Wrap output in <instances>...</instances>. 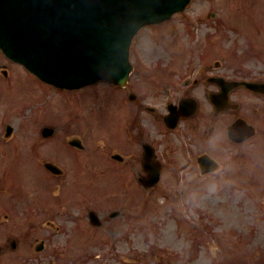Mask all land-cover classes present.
Returning a JSON list of instances; mask_svg holds the SVG:
<instances>
[{"label": "rangeland", "instance_id": "obj_1", "mask_svg": "<svg viewBox=\"0 0 264 264\" xmlns=\"http://www.w3.org/2000/svg\"><path fill=\"white\" fill-rule=\"evenodd\" d=\"M211 13L213 17L208 15ZM224 20L240 33L242 41L246 38L264 40V0H195L184 15L175 17L165 26L161 24L164 27L143 30L134 41V56L139 50L151 60L147 48L155 54L186 55L188 50L200 46L213 48L210 49L212 55H233L234 52L220 51L221 45L229 42L228 37H223ZM194 24H197L195 34L187 35V29ZM250 26L254 28L252 32ZM208 36L212 38V45L208 44ZM203 53L204 50L199 49L194 54ZM206 55H209L208 50ZM4 60L0 55V81L5 82L0 84V200L6 199L17 207L14 213L0 204V218L4 219L7 213L11 217L9 222L0 223V245H8L15 238L26 251L1 256L0 264H264V204H261L264 199L260 196L264 185L249 189L248 172L246 178L239 181L232 179V171L223 176L193 175L185 204L178 200L177 184L164 181L167 177L163 178L162 187L150 194L140 189L124 191L118 178L99 174L94 167H105L91 159L107 142L105 136L95 132L91 135L89 131L97 116L112 115L107 99L112 89L99 85L74 95L63 92L57 93L62 94L58 97L50 91L45 94L33 85L32 77L22 70L20 74L17 67ZM207 60L230 61V58L209 55ZM5 64L9 65L10 77L3 80ZM201 64L198 59L187 65L194 69ZM226 68L232 69L230 65ZM175 70H179V65L172 62L161 74L167 77ZM133 81L137 85L142 82L139 75H135ZM38 94L43 96L36 100ZM116 94L121 101V92H113V96ZM130 112L131 109L127 110L122 118L129 119ZM6 124L12 127V133L5 139ZM77 124L81 127L76 128ZM110 125L115 126L116 122L110 120ZM44 126L54 129V134L46 139L41 136ZM59 137L65 141L80 139L83 145L88 144L84 157L79 160L78 190L69 182L76 172L77 160L74 163L70 156L60 158L65 153V141ZM212 144L213 141L209 143ZM45 162L62 166L66 180H54L45 170ZM107 164L112 166L108 161ZM250 167L245 163L240 165L241 170ZM232 183L239 189L234 192L228 189ZM250 191L255 193V199L262 198L260 204H253L248 198ZM63 198L68 200L64 203ZM76 202L81 209L86 206L98 212L105 227L90 230L81 212L80 235L71 244L69 235L63 236L62 232L66 229L74 232L72 221L75 218L71 211L72 203ZM111 212L119 215L111 219ZM77 220L78 216L75 222ZM49 222L53 229L39 228L41 223ZM57 225L62 228L59 234H56ZM43 237L49 239L50 247L42 255L32 257L28 247L36 246V240Z\"/></svg>", "mask_w": 264, "mask_h": 264}, {"label": "water", "instance_id": "obj_2", "mask_svg": "<svg viewBox=\"0 0 264 264\" xmlns=\"http://www.w3.org/2000/svg\"><path fill=\"white\" fill-rule=\"evenodd\" d=\"M189 1L0 0V48L61 89L100 80L123 84L131 37Z\"/></svg>", "mask_w": 264, "mask_h": 264}, {"label": "flooded vegetation", "instance_id": "obj_3", "mask_svg": "<svg viewBox=\"0 0 264 264\" xmlns=\"http://www.w3.org/2000/svg\"><path fill=\"white\" fill-rule=\"evenodd\" d=\"M235 67L232 76V78L236 79L235 81L254 80L264 77V71L250 70L251 65L248 62L237 64ZM216 73L214 76L221 79L226 78L224 71ZM215 89L216 92L221 90L217 86ZM216 92L208 91L207 89L203 91L205 103L210 108H212V97ZM253 95L255 94L246 87L237 86L228 93L224 104L227 108L226 111L214 115L213 110L210 123H205L204 121L194 124L186 122L182 123L174 131H167L162 122L164 111L158 113L156 110L143 107L140 102L142 98L139 94L137 97V109L140 112H143V110L148 111L156 118V121L145 124L146 122L141 118L130 125L129 135L131 143L127 145V148L134 150V152H131L130 156H127L124 160L123 172L126 173L127 169H131L132 176L136 180L145 179V174L149 173V171H146V167L143 166L144 147L147 144L154 151L155 160L153 162L160 161L166 174L171 175L172 170L176 166L182 167L187 173L198 172V168L200 169L201 166L197 163V157L205 152H197L198 142L200 138H209L210 143L212 141L210 138L215 135L216 146L219 149L217 159L221 164V171L232 170L234 173L239 169V147L243 144L237 141L245 136L246 133L237 126L234 128L233 138L230 139L228 130L232 124H236L241 118H244L256 131V135L251 138L252 140L247 145L255 170L254 178L256 179L258 175H264V102L253 103L251 98ZM166 105L163 110H165ZM215 116L217 117L215 118ZM205 119L208 120L207 117ZM160 130H163V133ZM177 130L178 132L176 133ZM202 130H204V134L201 136L200 132ZM201 146L206 148L207 142H203Z\"/></svg>", "mask_w": 264, "mask_h": 264}]
</instances>
